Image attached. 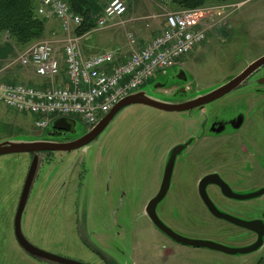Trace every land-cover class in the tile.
<instances>
[{
	"label": "rangeland",
	"instance_id": "rangeland-1",
	"mask_svg": "<svg viewBox=\"0 0 264 264\" xmlns=\"http://www.w3.org/2000/svg\"><path fill=\"white\" fill-rule=\"evenodd\" d=\"M123 1L127 10L121 19L134 15L142 18L125 27L97 33L115 32L117 41L125 46L127 32L135 33L137 40L144 38L153 21L163 22L168 13L181 10L169 2ZM197 9L205 12V41L180 65L158 73L138 91L169 103L190 99L226 82L264 54V0H213ZM159 31L158 28L156 33ZM46 38L42 36L33 44ZM181 65L184 76L180 81L174 74ZM5 74L0 75L1 79L18 78L33 84L44 81L25 73L18 65ZM257 76L264 79V67ZM163 86L180 90L168 95L171 90ZM241 88L215 104L214 109L227 116L238 109L264 111V82ZM181 115L131 104L122 108L85 146L55 153L50 161L40 160L37 154L35 177L20 216V234L46 253L84 264H256L264 258V243L252 252L235 254L184 245L158 231L145 215V203L152 195L147 190L163 174L166 150L188 136L190 128ZM255 118L247 129L253 130L250 135L223 134L197 145L205 152L209 171L219 172L220 178L241 194L257 190L264 183V122L259 115ZM35 121V115L15 111L0 102V142L58 140L49 136L54 120L44 129L36 127ZM73 121L72 138L90 129L80 117ZM181 161L174 168L170 191L157 205L159 219L185 238L230 248L247 246L254 239L252 232L213 216L198 194L199 176L189 172L192 161ZM31 162L26 153L0 155V264H56L29 256L13 238V216ZM207 194L221 212L242 220L264 219V195L234 200L213 186ZM89 247L103 252L104 258Z\"/></svg>",
	"mask_w": 264,
	"mask_h": 264
},
{
	"label": "built area",
	"instance_id": "built-area-1",
	"mask_svg": "<svg viewBox=\"0 0 264 264\" xmlns=\"http://www.w3.org/2000/svg\"><path fill=\"white\" fill-rule=\"evenodd\" d=\"M126 9L123 0H110L96 21L97 29L120 19ZM37 14L56 18L67 34L81 22L66 0H40ZM205 18L200 9L168 13L164 27L123 60L112 52L83 59L74 35L66 37L60 47L49 40L37 42L0 67V74L18 65L25 73L48 80V84L36 86L0 79V102L15 111L35 115V126L40 129L57 118L76 116L91 129L120 99L158 73L180 65L185 56L201 45L206 38ZM126 37L130 45L135 44L132 32ZM61 73L65 83H53Z\"/></svg>",
	"mask_w": 264,
	"mask_h": 264
},
{
	"label": "water",
	"instance_id": "water-1",
	"mask_svg": "<svg viewBox=\"0 0 264 264\" xmlns=\"http://www.w3.org/2000/svg\"><path fill=\"white\" fill-rule=\"evenodd\" d=\"M264 64V54L251 63H249L240 73L235 75L234 77L230 78L226 82L222 83L221 85L217 86L216 88L198 95L191 97L190 99H186L182 102H166L155 99L153 97H149L145 95V93L141 91H134L127 96L120 99L109 112H107L98 122L94 125L90 130L86 131L82 136L74 138L72 140L61 141V140H32V141H2L0 142V155L2 154H11V153H30L34 154L33 161L31 162L32 166L30 171H28L21 196L20 201L15 213L14 218V230L15 236L21 245V247L28 251L30 254L34 255L37 258L42 260L56 263V264H84L79 261H74L70 259L59 258L57 256L51 255L46 253L34 246H32L23 235L20 234V216L25 204L26 195L28 193L29 187L31 182L33 181L35 174H34V164L36 163V155L37 152L41 151H70L74 149H78L80 147L85 146L92 140H94L110 123V121L114 118V116L124 107L131 105V104H142L146 105L155 109L164 110V111H185L191 110L195 107H199L203 104L209 103L213 100H216L227 93L236 89L239 85H241L254 71H256L259 67ZM182 73L184 75V71L182 69L178 70L177 77L180 78L179 74ZM260 82H264V79H261ZM74 121L71 118H57L53 121L52 128L53 130L57 131H64L68 133L74 132ZM182 145L175 146L173 148L171 157L168 162V170L166 172L164 182H163V189L150 200L148 205V214L152 222L164 233H166L169 237L176 240L177 242L194 246V247H206L214 250H219L229 254L235 253H248L252 252L258 248H260L264 243V223L261 219H253V220H242L240 218L231 216L224 212H221L210 200L207 192L206 186L213 184L219 187L220 192L223 196L234 199V200H247L251 198H255L258 196L264 195V187L257 189L255 191L241 194L234 192L221 178L217 173H211L205 175L199 182L198 191L199 196L202 199L204 205L208 209V211L215 217L228 221L236 226L242 227L248 231H251L257 235L256 240L247 246L241 248H230L223 246L218 243H214L207 240H197V239H189L182 237L164 224L160 222L158 217L154 212L155 205L163 198L165 194V188L168 185L169 174L171 172V166L173 163V159L177 151L181 149Z\"/></svg>",
	"mask_w": 264,
	"mask_h": 264
},
{
	"label": "flooded vegetation",
	"instance_id": "flooded-vegetation-1",
	"mask_svg": "<svg viewBox=\"0 0 264 264\" xmlns=\"http://www.w3.org/2000/svg\"><path fill=\"white\" fill-rule=\"evenodd\" d=\"M263 67H264V64L261 67H259L256 71H254L241 85H239L233 91L242 89L241 87L243 85H245V84H249V83L252 84V83L260 82L262 77L261 76H257V75H258V73L261 72ZM179 69L184 70V67L181 65ZM177 74H178V71H176L174 75L176 76V79L180 80V78L177 77ZM179 76L182 77L184 75L182 73H180ZM187 81L188 80L184 81L186 85L188 84ZM163 88L171 90L168 95L175 93L176 90H180V88H176L175 86H173V87L163 86ZM186 88L188 89L187 86H186ZM233 91L227 93L226 95H224V96H222V97H220V98H218L216 100H213V101H211L209 103L203 104V105H201L199 107H195V108H193L191 110L165 111V112H179L180 114H182L181 117H180L181 120L187 122L188 126L190 128L189 131H188V136H186L182 140V142H179L177 144H173L170 148H168L166 150L165 156H164V160L165 161H164L163 174H162L160 180L157 181V183H154L147 190L148 192L152 193V195L147 199V201L145 203L144 213L147 216V218L150 221V223L153 225V227H155L158 231L162 232L167 237H169V236L166 233H164L162 230H160L152 222V220L150 219V216L148 214V205H149L150 200L152 198H154L160 192V190L163 189V182H164V178H165L166 172L168 170L167 166H168V162H169V159L171 157L173 148L175 146L182 145L181 149L179 151H177V153L174 156L173 163H172V166H171V172L169 174L170 177H169V180H168V185L165 188V194H164L163 198L170 191L172 174H173V171H174V168H175L177 162L180 159H182L181 162H186V161H189V160L192 161V164L190 165V168H189L191 170H189V172H191L193 175L199 176V177H197V181H198L197 182V191H198L199 182L205 175H208V174H211V173H217L220 176L219 172L209 171L210 170V167H209L210 163H209V161L207 160V158L205 156V152H204V150L200 151L199 147L197 146L200 142L205 141L209 137L216 138V137H219V136H221L223 134H232V133L240 132V134L247 133V134L250 135L253 130L249 129V132H247V129L250 128V126L252 125V123H254V121H256V118H255L256 115L257 116L259 115L263 119V122H264V111L261 110V109H251L249 111H247V110L245 111L243 109H240V110L238 109L236 113L229 114L228 116H227V114L226 115L224 113L222 114L221 110L214 109V105L215 104L219 103L226 96H229L230 94H233L232 93ZM182 101H184V100H180L179 102H182ZM157 110H159V109H157ZM161 111H164V110H161ZM252 112L253 113L255 112V113L253 115H251ZM70 134L71 133L64 132V131L52 130L49 133V136H52V137L58 139V141L59 140L67 141V140L74 139V138H72L70 136ZM247 134L243 135V137L247 136ZM58 152H61V151H41V152H37V154L40 156V160H45V161L48 160V161H50L52 156H54V154L58 153ZM26 154H28V156L30 158V162H31L33 157H34V154H30V153H26ZM259 164H260V161H259ZM195 165H196V169H194ZM205 166H208V167L206 168ZM201 170H204V171L199 175V172ZM261 170H262V173L264 175V166L261 167ZM252 174H255V171L252 172L251 175ZM255 176H257V174L254 175L253 177H255ZM211 186L218 188V190L220 192L219 187L216 186V185H213V184H210V185L206 186V192H207V189L209 187H211ZM262 187H264V183L261 186H257L256 188L260 189ZM253 191H255V190H253ZM198 194H199V191H198ZM20 196H21V194H20ZM20 196H19V199L17 200V204H16L14 216H13V221H12L13 222L12 223V225H13V230H12L13 231V238L15 239V242L18 245H19V243H18V240H17V238L15 236V230H14V218H15V213H16L19 201H20ZM163 198L155 205V207H154L155 214H156L157 205L163 200ZM201 201H202V199H201ZM202 203H203V201H202ZM203 205H204V203H203ZM156 216H157V214H156ZM158 219H159V217H158ZM256 219H261L262 222L264 223V219L263 218H256ZM160 222L166 226V224L164 222H162L161 220H160ZM166 227H168V226H166ZM251 234L254 236V239L251 242H249L248 245L252 244L257 238V235L255 233L252 232ZM169 238H171V237H169ZM172 240H174V239H172ZM174 241H176V240H174ZM19 247H20V245H19ZM90 249H92V248H90ZM92 250L100 258H104L103 252H100V251H98L96 249H92ZM26 253L29 256H31V257L37 258L34 255L30 254L28 251H26Z\"/></svg>",
	"mask_w": 264,
	"mask_h": 264
},
{
	"label": "trees",
	"instance_id": "trees-1",
	"mask_svg": "<svg viewBox=\"0 0 264 264\" xmlns=\"http://www.w3.org/2000/svg\"><path fill=\"white\" fill-rule=\"evenodd\" d=\"M102 1L104 0H66L70 11L81 19L80 24L73 28V33L76 36L97 29L96 21L105 7V4L101 5ZM155 1L169 2L178 9L191 10L202 7L206 2L213 0ZM39 2L40 0H0V54L2 52H4V55L14 53L10 59L4 61L0 59V67L15 59L20 52L43 36L45 17L37 14ZM10 68H7V70ZM14 81H17V78ZM151 81L152 79L149 80V82ZM256 264H264V258Z\"/></svg>",
	"mask_w": 264,
	"mask_h": 264
},
{
	"label": "crops",
	"instance_id": "crops-1",
	"mask_svg": "<svg viewBox=\"0 0 264 264\" xmlns=\"http://www.w3.org/2000/svg\"><path fill=\"white\" fill-rule=\"evenodd\" d=\"M140 18L142 17L136 16V15L131 16V17L128 16L125 19L120 18L119 22H116V21L110 22L104 28L92 29L91 31L81 36H76L73 33V28L69 34L63 32L60 27L59 21L56 18L54 17L45 18L44 19L45 20V30L43 33L44 34L43 37H47L45 40H49L53 42L55 46L60 47L66 37L74 35L77 39V46H78L80 56L83 59H87L95 55L104 53V52H112L118 60H123L132 50H136L139 47H142L148 40H150L154 36V34L157 32L158 28L160 30V28L164 27L165 20H163V22L160 20V22H157L156 24L153 21L152 29L151 31H149L148 35H146L144 38H139L138 40L135 39V44L133 45H130L127 40L128 46L127 45L125 46L117 41V38H116L117 34L115 32H112V33L108 32L109 34H106V35L98 34L97 32H100L105 29H111V28L113 29L116 26L125 27V25H129V24L137 22V20H139ZM127 33H131V32H127ZM133 34L135 35V33ZM107 41L111 44L107 45L106 44ZM6 55H4V52L0 54L1 61L9 59L6 57ZM59 56L61 57L60 53H59ZM6 71L8 72V70ZM3 75H6L5 72L3 73ZM17 80L19 79L17 78ZM27 83L36 85V86H46L48 84V80L44 79L43 82L34 83V84L30 82H27ZM53 83L60 84V85L65 83L64 75L61 73L60 76H58L56 79L53 80Z\"/></svg>",
	"mask_w": 264,
	"mask_h": 264
}]
</instances>
